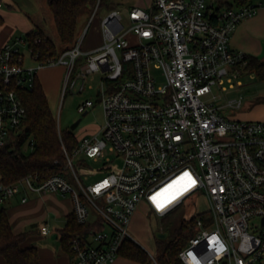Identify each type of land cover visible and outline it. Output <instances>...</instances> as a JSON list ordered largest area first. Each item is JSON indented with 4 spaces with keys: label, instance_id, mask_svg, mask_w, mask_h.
I'll return each instance as SVG.
<instances>
[{
    "label": "built area",
    "instance_id": "1",
    "mask_svg": "<svg viewBox=\"0 0 264 264\" xmlns=\"http://www.w3.org/2000/svg\"><path fill=\"white\" fill-rule=\"evenodd\" d=\"M256 10L247 1L151 0L146 8L129 7L126 22L119 8L106 10L103 43L92 49H80L82 37L45 57L23 37L0 45V145L20 137L27 116L22 94L42 66H65L62 96L67 89L82 91L89 75L99 73L96 101L103 111L94 133L77 138L72 150L62 144V173L0 180V204L21 187L69 196L73 219L83 226L68 240L70 264H107L134 240L129 224L139 202L164 215L200 190L210 215L196 216L194 233L178 252L182 263L193 264L190 252L199 264H264V120L226 118L209 97L213 85L226 90L241 83L246 53L233 49L230 38ZM25 43L36 66L24 65ZM229 103L239 106L240 100ZM92 105L86 98L77 111ZM56 127L61 138L58 120ZM25 144L24 151L31 149L32 138ZM90 158L100 165L82 167L83 178L101 175L84 184L73 162ZM185 173L195 185L158 209L152 197ZM39 232L50 229L43 223Z\"/></svg>",
    "mask_w": 264,
    "mask_h": 264
},
{
    "label": "trees",
    "instance_id": "2",
    "mask_svg": "<svg viewBox=\"0 0 264 264\" xmlns=\"http://www.w3.org/2000/svg\"><path fill=\"white\" fill-rule=\"evenodd\" d=\"M247 0H220L226 5L242 4ZM2 0H0V3ZM52 13L55 30L60 40L61 49L70 47L78 38L81 17L92 11L96 3L97 8L109 9L117 4L113 0H46ZM25 40H29L32 52L40 57L51 55L59 50L58 46L44 34L40 28H33L25 33ZM39 40V41H37ZM246 64L244 72L254 73L264 80V58L252 54H245ZM27 116L22 126L20 137L0 145V180L10 184L27 174H37L45 177L53 173H62L65 157L62 144L72 150L77 144V137L71 129L57 133L56 120L48 106L45 93L36 79L34 85L23 92ZM31 137L33 146L27 152L23 146ZM197 213L182 220L173 231L167 232L165 238H156V252L154 260L150 254L136 241L126 240L119 254L130 259L148 264H183L178 252L183 248L190 236L193 235V224ZM83 226L76 223L72 212L67 215L64 226L58 230L62 248L68 253V240L73 232ZM28 231L13 232L11 230L6 208L0 205V255L7 264H39L37 247L23 242Z\"/></svg>",
    "mask_w": 264,
    "mask_h": 264
},
{
    "label": "rangeland",
    "instance_id": "3",
    "mask_svg": "<svg viewBox=\"0 0 264 264\" xmlns=\"http://www.w3.org/2000/svg\"><path fill=\"white\" fill-rule=\"evenodd\" d=\"M117 5L112 8H119L122 12L124 22H126V11L132 5L129 4L130 0H113ZM150 0H143L144 8L148 7ZM238 1V0H236ZM8 3L13 5L15 9L29 17L38 24L39 28L46 34L53 43L61 50V44L57 32L54 27L52 13L46 0H2L0 8H8ZM97 8L85 13L79 22L78 38L82 37L80 43L81 50L92 49L100 46L103 43V35L101 31V17L106 10ZM94 12V14H93ZM25 30L19 28L9 40L15 37L25 36ZM8 40V41H9ZM131 42L136 39L133 35L129 36ZM24 54V65L26 67L36 66L37 62L31 57L28 44L21 47ZM37 80L40 83L48 106L53 114L55 120H58L59 129L64 131L71 129L77 138L83 135L94 133L98 127L103 123V111L99 102H97V87L101 86L102 80L99 73L90 74L84 84L82 91L66 90L62 96L63 83L65 79V66L63 64L46 65L37 69ZM241 83L235 84L232 88L221 90L216 84L212 86V91L209 94L210 99L219 106L220 112L229 119H243V120H264V80L259 79L254 73L244 72L239 76ZM215 95L214 98H211ZM90 98L93 100V105L88 108L87 112L77 111V105ZM240 100V105L235 106L230 104L236 103ZM78 121V122H77ZM76 126L71 127L76 123ZM25 144L23 147H26ZM29 149H25L27 152ZM110 159L115 158L112 153H107ZM115 165L121 163L120 159L114 160ZM73 165L80 178L85 184L91 182L101 174L89 175L83 178L80 172L82 167H99L100 163L93 159H87L85 163H78L74 160ZM72 184L77 187V182L73 178ZM202 191L196 190L188 194L180 204L171 209L168 213L160 215L156 213L154 207L151 206L150 212L145 211L143 204H138L134 211V222L130 226V233L133 238L150 254L154 251V238L151 234L155 235V231L171 232L179 226L182 220L188 219L193 215L205 211L208 208V202L201 197ZM205 215H210V212L205 211ZM53 214L50 213L46 216V221L50 232L46 235L34 240V245L47 246L52 250L58 249L61 245L59 236L52 238L51 235L58 231L64 223V216L60 219H52ZM44 223V222H43Z\"/></svg>",
    "mask_w": 264,
    "mask_h": 264
},
{
    "label": "crops",
    "instance_id": "4",
    "mask_svg": "<svg viewBox=\"0 0 264 264\" xmlns=\"http://www.w3.org/2000/svg\"><path fill=\"white\" fill-rule=\"evenodd\" d=\"M151 1V0H150ZM149 1V3H150ZM231 1V0H230ZM264 0H247L257 6L255 14L242 19L236 26L230 38V45L233 49L240 50L246 54L255 55L261 59L264 58ZM130 5L144 6L143 0H130ZM8 8H0V45L6 43L16 31L21 28L25 32L39 28L28 14H24L8 3ZM237 5V4H236ZM1 7V6H0ZM26 196L25 200L22 198ZM206 200V197L201 194ZM145 206V211L150 212L149 206L145 201L139 202ZM0 205L6 208L7 218L13 232L28 231L24 240V245H34V240L41 237L39 232L40 225L47 223L46 216L53 214L52 219H60L64 216V223L67 215L72 212V201L69 196H61L56 192L35 193L21 187L18 192L9 198H6ZM133 213L129 228L134 222ZM57 237L58 235V231ZM40 234V235H39ZM154 251L150 252L153 258L156 252L155 235ZM134 241H136L134 239ZM137 242V241H136ZM38 251L39 264H70L69 254L62 248L52 250L47 246L35 245ZM0 264H7L4 257L0 255ZM107 264H148L130 259L119 254L115 260Z\"/></svg>",
    "mask_w": 264,
    "mask_h": 264
},
{
    "label": "snow or ice",
    "instance_id": "5",
    "mask_svg": "<svg viewBox=\"0 0 264 264\" xmlns=\"http://www.w3.org/2000/svg\"><path fill=\"white\" fill-rule=\"evenodd\" d=\"M195 183V179L189 173H185L179 181L175 182L174 185H170L168 189L164 190V193H159L156 196L152 197V200L156 204L158 209L163 208L166 203L175 199L182 192L187 191L189 188L194 186ZM101 187H103V185H101ZM98 190L99 189H97V191Z\"/></svg>",
    "mask_w": 264,
    "mask_h": 264
},
{
    "label": "water",
    "instance_id": "6",
    "mask_svg": "<svg viewBox=\"0 0 264 264\" xmlns=\"http://www.w3.org/2000/svg\"><path fill=\"white\" fill-rule=\"evenodd\" d=\"M77 122H78V121H77ZM77 122L74 123V124H72L71 127L73 128L74 126H76ZM166 236H167V232H166V231H159V230L155 231V237H156V238H165ZM51 237H52V238H56V237H57V233H56V232L53 233V234L51 235Z\"/></svg>",
    "mask_w": 264,
    "mask_h": 264
},
{
    "label": "clouds",
    "instance_id": "7",
    "mask_svg": "<svg viewBox=\"0 0 264 264\" xmlns=\"http://www.w3.org/2000/svg\"><path fill=\"white\" fill-rule=\"evenodd\" d=\"M105 183H106V182H105ZM224 250H225V249H224L223 244H222V243L219 244V246H218V248H217V251H218L219 253H222ZM187 255L190 256V257H192V262H193V264H199V261L196 260V257L193 256L192 253L189 252V253H187Z\"/></svg>",
    "mask_w": 264,
    "mask_h": 264
}]
</instances>
